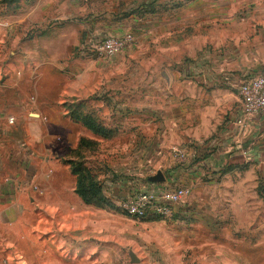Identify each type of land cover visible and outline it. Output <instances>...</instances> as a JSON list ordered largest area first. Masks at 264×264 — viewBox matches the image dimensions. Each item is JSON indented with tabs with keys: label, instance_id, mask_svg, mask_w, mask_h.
I'll list each match as a JSON object with an SVG mask.
<instances>
[{
	"label": "rangeland",
	"instance_id": "obj_1",
	"mask_svg": "<svg viewBox=\"0 0 264 264\" xmlns=\"http://www.w3.org/2000/svg\"><path fill=\"white\" fill-rule=\"evenodd\" d=\"M92 1L0 2V83L17 80L20 95L37 101L11 122L25 129L18 161L26 195H13L8 211L0 208V264H75V210L95 208L75 194L78 176L67 164L79 139L95 145L75 153L72 169L106 199L103 212L91 216L95 264H264V166L250 164L245 149L222 154L230 163L220 167L217 160L201 164L211 153L177 160L199 177L181 184L186 196L168 220H134L120 209L124 198L148 190L146 178L158 170L143 112L150 116L155 85L167 80L168 69L226 65L234 94L245 80L264 76V0H137L119 7ZM125 33L132 43L115 56L92 51V36ZM62 103L79 104L116 135L95 136ZM160 170L168 178L171 170Z\"/></svg>",
	"mask_w": 264,
	"mask_h": 264
},
{
	"label": "crops",
	"instance_id": "obj_2",
	"mask_svg": "<svg viewBox=\"0 0 264 264\" xmlns=\"http://www.w3.org/2000/svg\"><path fill=\"white\" fill-rule=\"evenodd\" d=\"M136 1L94 0L91 5L100 7L99 5L109 4L111 7H119L121 4L127 6ZM39 38L40 42L45 45L43 48H48L46 34ZM225 68L226 65H220L218 62L210 67L205 65L197 68L193 65H185L181 67L180 72L168 69L167 80L161 81V84L158 79L155 85L157 92L151 97L150 116L147 117L146 112L143 114L145 118L150 119L152 124L150 134L152 150L150 149V152L153 163L157 164V172H161V168L164 171H171L167 174L168 178L163 176L164 182L162 183H150L147 179L151 176H148L146 178L150 186L148 189L182 187L181 184L191 186L198 181L199 176L197 170L195 172V167H187L188 165L184 164L183 167L186 170H183L176 165L175 162L180 158L175 157V161L172 154L169 155L176 150L184 151L186 155L192 151L211 153L206 154L201 164L211 165L217 160L215 165L220 167V165L230 163L225 156L221 157L222 154L241 148L247 150L251 157L250 164L264 166V118L263 116L254 117L249 121L248 128L245 130L236 125L238 94L230 90L234 88V81L225 78L228 74L225 73ZM180 73H183V77L185 75H193V77L185 81L180 80L178 79ZM17 85H19L17 80H8L3 85L0 83V208L12 201L13 195H26L21 186L24 183V165L18 161L19 156L24 152L22 144L25 141L24 125L16 128L12 123H8L7 119L19 120L20 115H24L28 109H33L37 101L30 102L28 97H22L17 91ZM6 89L11 92L10 96L5 95ZM233 104L237 105L233 107ZM27 115L37 116L32 113ZM102 125L116 132L114 128ZM36 130L41 140V129L36 127ZM18 133L20 138H17ZM20 144L21 146L17 147ZM33 169L35 178L38 171L37 165H33ZM41 169L44 170V168ZM161 173L163 175V171ZM4 208L6 212L10 207ZM102 212V209L96 208L75 210V264H95L94 260L97 255L94 253V243L98 242L92 240L98 227L93 224L95 219L91 216Z\"/></svg>",
	"mask_w": 264,
	"mask_h": 264
},
{
	"label": "built area",
	"instance_id": "obj_3",
	"mask_svg": "<svg viewBox=\"0 0 264 264\" xmlns=\"http://www.w3.org/2000/svg\"><path fill=\"white\" fill-rule=\"evenodd\" d=\"M92 51L97 57L109 59L122 52L132 43V35L92 36ZM238 106L236 125L242 130L248 128L249 121L256 116L264 118V76L250 77L237 87ZM8 123L12 118L7 119ZM174 157L183 159L186 153L181 150L171 152ZM187 190L184 187L152 188L137 195L126 197L120 209L134 220H168L175 209L183 202Z\"/></svg>",
	"mask_w": 264,
	"mask_h": 264
},
{
	"label": "trees",
	"instance_id": "obj_4",
	"mask_svg": "<svg viewBox=\"0 0 264 264\" xmlns=\"http://www.w3.org/2000/svg\"><path fill=\"white\" fill-rule=\"evenodd\" d=\"M62 107L65 110L66 115L70 117L73 122L81 124L85 129L91 131L92 134L98 136L102 140H110L116 135V132L114 130L105 128L91 113H82L79 104L69 105L63 103ZM93 145H95V143H93L92 141L79 139L77 147L75 149L76 152L74 151L73 153H71L67 164L70 166L71 172L78 176L75 182V194L80 198L82 203L85 205H91L98 209H103L105 208L103 202H106V199L103 198V195H101L99 185L98 187L94 185L86 187L84 176L74 168L72 169V165H74L73 157H75V153L78 154V152H81L85 147L90 149L94 147ZM152 221H158V219H154Z\"/></svg>",
	"mask_w": 264,
	"mask_h": 264
},
{
	"label": "water",
	"instance_id": "obj_5",
	"mask_svg": "<svg viewBox=\"0 0 264 264\" xmlns=\"http://www.w3.org/2000/svg\"><path fill=\"white\" fill-rule=\"evenodd\" d=\"M147 180L150 183H162L164 182V177L161 172H157L155 175L149 177Z\"/></svg>",
	"mask_w": 264,
	"mask_h": 264
}]
</instances>
